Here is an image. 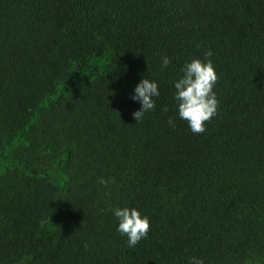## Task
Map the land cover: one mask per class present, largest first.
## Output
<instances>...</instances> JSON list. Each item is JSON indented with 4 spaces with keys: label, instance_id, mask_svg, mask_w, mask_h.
I'll use <instances>...</instances> for the list:
<instances>
[{
    "label": "trees",
    "instance_id": "1",
    "mask_svg": "<svg viewBox=\"0 0 264 264\" xmlns=\"http://www.w3.org/2000/svg\"><path fill=\"white\" fill-rule=\"evenodd\" d=\"M194 59L218 75L203 134L175 99ZM124 207L150 220L132 249ZM192 257L264 264V0H0V264Z\"/></svg>",
    "mask_w": 264,
    "mask_h": 264
},
{
    "label": "clouds",
    "instance_id": "2",
    "mask_svg": "<svg viewBox=\"0 0 264 264\" xmlns=\"http://www.w3.org/2000/svg\"><path fill=\"white\" fill-rule=\"evenodd\" d=\"M205 56L211 57L212 52H206ZM170 63V58L164 56L161 66L167 67ZM182 71L183 77L174 84L175 99L179 102V117L188 122L194 134H203L206 131V122L210 121L218 112L219 101L213 90L218 75L211 59H208L207 62L194 59L186 63ZM134 92L135 94L131 98L142 103V108L133 113L134 119L139 122L145 113L155 108L153 97L159 96L160 93L158 84L149 78L142 79ZM169 123L173 124L171 118ZM97 182L107 187L109 183L115 181L100 177ZM113 214L119 220L117 230L128 237L127 243L130 249L147 237L150 230V220L147 216H142L136 208H116ZM189 264H204V261L192 257Z\"/></svg>",
    "mask_w": 264,
    "mask_h": 264
},
{
    "label": "rangeland",
    "instance_id": "3",
    "mask_svg": "<svg viewBox=\"0 0 264 264\" xmlns=\"http://www.w3.org/2000/svg\"><path fill=\"white\" fill-rule=\"evenodd\" d=\"M46 228L50 230V229H52V226L48 225V226H46Z\"/></svg>",
    "mask_w": 264,
    "mask_h": 264
}]
</instances>
